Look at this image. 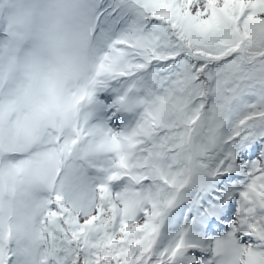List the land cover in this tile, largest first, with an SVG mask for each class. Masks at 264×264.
Wrapping results in <instances>:
<instances>
[{"label":"snow or ice","instance_id":"6c2138e0","mask_svg":"<svg viewBox=\"0 0 264 264\" xmlns=\"http://www.w3.org/2000/svg\"><path fill=\"white\" fill-rule=\"evenodd\" d=\"M0 264H264V0H0Z\"/></svg>","mask_w":264,"mask_h":264}]
</instances>
